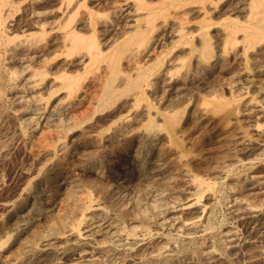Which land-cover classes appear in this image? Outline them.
Returning <instances> with one entry per match:
<instances>
[{
  "label": "bare ground",
  "instance_id": "6f19581e",
  "mask_svg": "<svg viewBox=\"0 0 264 264\" xmlns=\"http://www.w3.org/2000/svg\"><path fill=\"white\" fill-rule=\"evenodd\" d=\"M218 1L111 0L99 36L89 0H0V129L15 123L0 141V264H264V0H227L216 21ZM93 80L95 111L130 93L146 125L119 112L83 130L75 103ZM198 106L222 125H186Z\"/></svg>",
  "mask_w": 264,
  "mask_h": 264
},
{
  "label": "rangeland",
  "instance_id": "374dc122",
  "mask_svg": "<svg viewBox=\"0 0 264 264\" xmlns=\"http://www.w3.org/2000/svg\"><path fill=\"white\" fill-rule=\"evenodd\" d=\"M111 0H102V2H97L96 0H89V5L91 6V7H93L92 5H94V7H93V9L94 10H96V12H97V14L98 15H100V18H98L99 20H97L98 21V26H96L97 28V30L99 29L100 31H98L97 32V34L98 33H100L101 35L103 34V30L105 29L104 28V26H108V22H109V20H111L113 17H112V15L114 16L115 14H119V11L117 12L116 10L118 9V7L116 6V4L114 3V2H111V3H108V2H110ZM151 2H153L154 3V5H156V4H158L157 2H159V0H150ZM176 1H179V0H176ZM227 0H220V1H218L217 2V5L216 6H213V5H210V4H208V3H206L205 4V9L206 10H208L209 12H210V14H208V15H210V16H212V18L214 19V20H219L217 17V12H219V8L221 7V5L222 4H224L225 2H226ZM91 2V3H90ZM95 3V4H94ZM104 3H106V4H104ZM113 3V5L115 6V10L111 7L112 4ZM132 2L130 1L129 2V4H131ZM153 3H151V4H153ZM156 3V4H155ZM97 4V5H96ZM101 4H103V5H101ZM209 6H208V5ZM109 6V8H106L107 6ZM99 7V9L97 8V7ZM117 7V8H116ZM190 8V9H192L193 11H194V13L192 12V16L190 15V19H192V21H195V22H191L190 21V24H193V25H195V24H197L198 23V21H199V19H201L202 18V15H203V11H201L200 10V7L197 5H188L187 6V8ZM112 8V9H111ZM195 8V9H194ZM210 9V10H209ZM214 9V10H213ZM99 10V11H98ZM112 10V11H111ZM197 10V11H196ZM199 10H200V12H199ZM173 12L175 11V10H172ZM171 11V12H172ZM99 12V13H98ZM116 12V13H115ZM175 12H179V10L177 11H175ZM102 13V14H101ZM115 13V14H114ZM197 13V14H196ZM111 14V15H110ZM196 15V16H194V15ZM105 15V16H104ZM198 15V16H197ZM104 18H103V17ZM215 16V17H214ZM106 17V18H105ZM110 17H112V18H110ZM221 18H223V17H221ZM103 19H105V21L106 22H104L103 21ZM107 19V20H106ZM198 20V21H197ZM169 21L171 22V23H174L175 22V20H173V22H172V20H171V18H169ZM100 23V24H99ZM103 24H105V25H103ZM175 24V23H174ZM102 25V26H101ZM100 34H98L99 36H100ZM168 41V42H167ZM169 42H170V40H166V44H169ZM133 45V46H132ZM131 46L132 47H135L136 46V44L135 43H129L128 44V47H130L131 48ZM162 49V51L163 50H165L166 48L165 47H162L161 48ZM160 49V50H161ZM232 54V53H231ZM231 54H229V59L231 60H229L228 61V64H227V68H230L231 70H234V71H237V72H239V73H243V68H242V65H241V63H239V62H236V61H234V62H236V63H232L233 62V59H232V55ZM240 66V67H239ZM94 81H96V82H94ZM91 84H90V86H91V89L86 93V96L84 97V99H82L81 101H80V103H75L76 104V107H75V113L77 114V116H78V119H79V121H80V123H81V127H82V129L84 130V129H87V128H89L90 126H92V125H107L108 123H109V116H110V114H118L119 112H120V114L121 115H128V116H130V117H132L133 116V113H134V115H135V117H134V121H133V123L131 124V121L130 122H126V123H128V125H146V123H147V109H146V101H141L140 102V104H139V110L137 109L136 111H134L135 109H129L128 108V106H130V104H131V94L130 93H126V94H124V95H122L121 97H120V99H118L117 101H115L113 104H111V103H106L105 105H103L102 106V108H101V110H99V111H95V107H96V104H97V101H98V98H99V89H97V80H93V81H91L90 82ZM96 91V92H95ZM95 95H94V94ZM201 94H203V95H205V94H207L206 93V91H201ZM91 95H93V96H91ZM147 95H149L150 96V91L148 92L147 91ZM63 95L61 94V91H59V92H57L55 95H53L52 96V100H54V99H56V98H60V97H62ZM128 98H127V97ZM131 96V97H130ZM149 96H147V97H149ZM126 98V99H125ZM248 98H252V97H250V95H247V96H245V97H243V99L244 100H247ZM95 99V100H94ZM123 99L126 101V102H124L123 101ZM243 99H241L242 101H244ZM121 100V101H120ZM150 99H148L147 101H149ZM123 101V102H122ZM242 101H240V103L242 102ZM117 102V103H116ZM129 102V103H128ZM9 104V105H8ZM117 104V105H116ZM129 104V105H128ZM251 105V106H250ZM9 106V107H8ZM82 106V107H81ZM110 106V107H109ZM115 106H118V107H115ZM120 106H122V107H120ZM124 106V107H123ZM142 106V107H141ZM258 106V103H257V100H253L249 105H248V107H257ZM7 112L8 113H10V110H11V108H12V106H11V102L10 101H8L7 102ZM145 107V108H144ZM199 107V108H198ZM197 108H196V110H194V113L196 114V113H198V114H196V116H197V119L194 117L193 119H190V121L189 122H187V124L186 125H222V122L219 120V115L218 114H215L214 112H212V111H210V110H205L204 108L202 109V107L201 106H198ZM84 108V109H83ZM116 110H115V109ZM125 108V109H124ZM144 108V109H143ZM201 108V109H200ZM85 109H86V111H85ZM106 109V110H105ZM124 109V110H123ZM142 109H143V111H142ZM199 109V110H198ZM243 109V108H242ZM105 110V111H104ZM110 110V111H109ZM126 110V111H125ZM128 110V111H127ZM131 112H130V111ZM142 112H141V111ZM198 110V111H197ZM78 111V112H77ZM201 111H202V113H201ZM204 111H206L205 113H204ZM80 112V113H79ZM115 112V113H114ZM125 112H127V113H125ZM144 112V113H143ZM211 112V113H210ZM98 113V114H97ZM110 113V114H109ZM102 114V115H101ZM143 114H145L144 116H143ZM213 116H211V115ZM132 115V116H131ZM216 115V116H215ZM108 116V117H107ZM127 116V117H128ZM142 116V117H141ZM200 117V118H199ZM235 117H237L238 118V122H236V123H238V124H235V125H247L248 123H244V122H241V116H240V114H237ZM216 120H215V119ZM104 119V120H103ZM128 119V118H127ZM136 120V121H135ZM14 120L12 119V118H9L8 119V121L4 124V126L0 129V141H4L5 139H7L8 137H10V136H12L11 135V133L14 131V129H15V123L13 122ZM96 121V122H95ZM99 121V122H98ZM214 121V122H213ZM9 122V124H7ZM94 122V123H93ZM124 122H125V120H124ZM141 122V123H140ZM140 123V124H139ZM251 124V123H250ZM249 125V124H248ZM7 126V127H6ZM85 126V127H84ZM214 128L215 129H217V127H213L212 129L210 128L209 130H210V132L212 133V131H214ZM6 129H8L7 130V132H5L6 131ZM79 129V128H78ZM12 130V131H11ZM76 130V131H75ZM9 131V132H8ZM13 134V133H12ZM80 132H79V130H77V129H74V132L71 134V135H69L67 138H66V140H64L65 141V143H67L68 145H72L74 142H76V141H78V139L80 138ZM197 136L199 135V132L196 134ZM8 136V137H7ZM212 136V135H211ZM6 137V138H5ZM62 142V141H61ZM60 143V142H59ZM58 143V144H59ZM81 151V152H80ZM87 151V148H80L79 150H78V155H77V157H80V158H83V156L86 154V153H84V152H86ZM18 153V152H17ZM123 153H114L113 154V156L111 157V159H112V167L114 168V170H117V172L119 171V172H121V173H124V171L126 172L127 171V167H129V165H128V160H127V158H126V156L123 154ZM121 157V158H120ZM240 158H242V159H244V157H241V156H239ZM126 158V159H125ZM26 160V161H25ZM28 160V161H27ZM264 156L262 157V159H261V161L257 164V170H261L262 169V166L264 167ZM24 163V165L25 164H29L30 162H31V160L30 159H28V157L26 156L25 157V159H21L20 160V157H18V156H15V158H13V160L11 161V166L12 167H17V169H19V167H22L21 166V163ZM261 162H263V165H261L260 163ZM127 163V164H126ZM18 164V165H17ZM118 164V165H117ZM237 165H238V167L239 168H237V172H242L243 170H245L244 168H246V166H240V164L239 163H236ZM115 165V166H114ZM123 165V166H122ZM10 168V167H9ZM64 169V168H63ZM66 169V168H65ZM264 169V168H263ZM123 170V171H122ZM21 178L23 179L24 177H23V175H22V173H21ZM19 176V177H20ZM18 178V177H17ZM67 186V187H66ZM73 185H71V184H66V185H63L60 189V193H59V195H60V198L62 199H64V197H63V194L65 193V192H67V193H71V192H73V191H76V188L75 187H72ZM70 188V189H69ZM70 190V191H69ZM60 198L58 199L59 201V203H60ZM61 206H62V208L64 207V204H63V202L61 201ZM61 206L60 205H58V207H57V209H55V211H54V214L55 213H58L59 211H61L62 212V210H61ZM50 219L49 218H47V219H43L41 222H40V226H41V229L42 230H45V228H46V226L50 223Z\"/></svg>",
  "mask_w": 264,
  "mask_h": 264
}]
</instances>
